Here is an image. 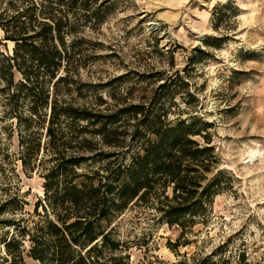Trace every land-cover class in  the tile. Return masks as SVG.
I'll list each match as a JSON object with an SVG mask.
<instances>
[{
	"label": "rangeland",
	"instance_id": "374dc122",
	"mask_svg": "<svg viewBox=\"0 0 264 264\" xmlns=\"http://www.w3.org/2000/svg\"><path fill=\"white\" fill-rule=\"evenodd\" d=\"M27 1L0 0V7L9 12ZM87 4L104 13L100 21H79L94 41L79 45L100 54L90 57L83 77L102 82L97 87L110 107H143L137 118L124 112L121 127L143 132L146 123L159 124L157 115L164 122L183 118L201 130L192 137L216 154L208 175L216 172L218 191L205 216L196 202L194 213L180 215L181 225L169 224L143 201L113 217L112 235L129 245L134 264H193L204 255L218 264H264V0ZM76 5L74 13L83 17L85 9ZM12 44L1 47L10 51ZM144 114L147 120H138ZM17 142L15 119L0 118V264L10 260L4 242L16 234L23 259L16 256L15 264H34L19 230L52 217L43 207V176L23 171L14 156Z\"/></svg>",
	"mask_w": 264,
	"mask_h": 264
},
{
	"label": "trees",
	"instance_id": "16d2710c",
	"mask_svg": "<svg viewBox=\"0 0 264 264\" xmlns=\"http://www.w3.org/2000/svg\"><path fill=\"white\" fill-rule=\"evenodd\" d=\"M76 4L85 9L83 17L74 13ZM87 5L28 0L13 11L0 7V118L15 119L14 156L24 172L43 176V207L52 212L19 230L28 237L34 264H134L129 245L112 235L118 212L144 201L157 219L181 225L180 215L194 213L196 202L205 216L218 191L216 172L208 175L216 154L192 137L201 133L193 123L164 122L157 115L159 124L130 132L121 127L123 113L137 118L142 105L112 108L99 93L102 82L83 77L90 57L100 54L79 45L88 40L79 21H100L104 13ZM7 41L13 43L10 51L1 47ZM40 150L49 156H39ZM16 236L4 240L10 257L5 264L23 259ZM193 264L218 263L204 255Z\"/></svg>",
	"mask_w": 264,
	"mask_h": 264
},
{
	"label": "water",
	"instance_id": "95a60500",
	"mask_svg": "<svg viewBox=\"0 0 264 264\" xmlns=\"http://www.w3.org/2000/svg\"><path fill=\"white\" fill-rule=\"evenodd\" d=\"M6 40V39H5Z\"/></svg>",
	"mask_w": 264,
	"mask_h": 264
}]
</instances>
